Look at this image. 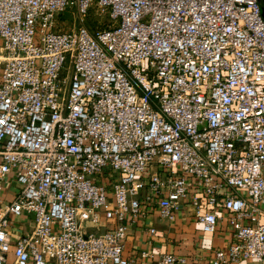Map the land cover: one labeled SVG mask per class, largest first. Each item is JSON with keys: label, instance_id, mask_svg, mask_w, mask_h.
I'll list each match as a JSON object with an SVG mask.
<instances>
[{"label": "built area", "instance_id": "obj_1", "mask_svg": "<svg viewBox=\"0 0 264 264\" xmlns=\"http://www.w3.org/2000/svg\"><path fill=\"white\" fill-rule=\"evenodd\" d=\"M72 6L110 25L60 28ZM7 183L0 264H133L126 217L149 209L168 222L185 209L203 233L225 220L233 241L210 264H264L260 0H0Z\"/></svg>", "mask_w": 264, "mask_h": 264}, {"label": "crops", "instance_id": "obj_2", "mask_svg": "<svg viewBox=\"0 0 264 264\" xmlns=\"http://www.w3.org/2000/svg\"><path fill=\"white\" fill-rule=\"evenodd\" d=\"M16 191L14 183H7L0 197L3 201H9ZM184 211L185 209L179 211L173 222L160 219L155 209H149L143 218L134 223H129L130 216L127 215L123 255L133 259V264H143L146 261L141 255L142 251L152 253L155 257L170 252L192 259L193 264H210L215 249L227 248L232 243L233 232L224 220L214 233H203L196 229L193 218ZM220 213L223 216L226 214L224 210ZM110 225L109 221L102 219L98 226L89 230L101 231ZM149 227L155 229V234L147 231Z\"/></svg>", "mask_w": 264, "mask_h": 264}, {"label": "rangeland", "instance_id": "obj_3", "mask_svg": "<svg viewBox=\"0 0 264 264\" xmlns=\"http://www.w3.org/2000/svg\"><path fill=\"white\" fill-rule=\"evenodd\" d=\"M261 14L264 19V5L260 3ZM58 26L63 29H69L78 24L86 25L90 30L107 28L110 25L106 11L98 7L91 6L84 16L76 13L75 7L72 6L59 14Z\"/></svg>", "mask_w": 264, "mask_h": 264}, {"label": "water", "instance_id": "obj_4", "mask_svg": "<svg viewBox=\"0 0 264 264\" xmlns=\"http://www.w3.org/2000/svg\"><path fill=\"white\" fill-rule=\"evenodd\" d=\"M260 3L264 5V0H260Z\"/></svg>", "mask_w": 264, "mask_h": 264}]
</instances>
